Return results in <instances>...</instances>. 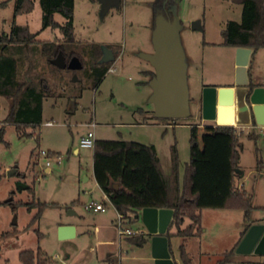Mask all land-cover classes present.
<instances>
[{
	"label": "rangeland",
	"instance_id": "1",
	"mask_svg": "<svg viewBox=\"0 0 264 264\" xmlns=\"http://www.w3.org/2000/svg\"><path fill=\"white\" fill-rule=\"evenodd\" d=\"M32 1L29 12L14 14L15 0L0 7V32H9L14 20L20 25L27 24L36 33L39 50L25 53L27 61L21 79L33 80L35 85L41 84L48 91L42 101V122L23 126L22 135L14 123L5 119L9 104L0 96V264H23L19 252L37 248L43 252L45 261L41 264H120L107 257L110 249L96 243L91 231L94 225L110 230L116 213L110 200L103 198L95 180L93 148L80 147V137L92 130L97 139L153 144L162 172L174 175L180 189L186 165L195 161L210 139L206 132L197 131L202 118L201 86L209 73L223 71L232 63V48L220 42L227 21H240L242 5L231 0H168L169 8L180 19L190 113L188 117L172 119L154 116V105L149 100L152 75L143 73L153 70L141 53L152 51L154 0H120L119 6L109 7L103 16L99 13L98 0H73L74 34L76 45L82 50L78 52L83 58V67L91 62L89 53L92 58L101 57L102 45H109L116 54L110 62L115 70L107 71L99 82L83 79L82 68L76 71L58 68L41 54V43L60 40L62 33L59 28H42L39 0ZM54 18L59 23L64 21L58 12ZM193 21H198L202 29L192 28ZM74 73L77 81H72ZM47 120L52 124H46ZM91 122L95 123L94 127L89 125ZM260 138L264 135L260 134ZM239 140L243 144L240 164L245 174L236 175L235 179L244 183V190L252 198L251 215L264 222V146L259 144L261 148L257 150L255 141L244 133L239 135ZM42 150L50 154L42 155ZM258 161H261L259 167ZM45 167L49 170L45 171ZM11 169L15 172L8 175ZM18 181L27 187L19 189ZM32 200L53 201L58 205L45 206L39 218L28 226L37 208L28 211L23 203ZM90 200L104 202V210H87L84 205ZM17 201L22 203L12 208V203ZM66 204H71V209ZM202 214V231L187 244L194 263L202 262L204 252L220 259L230 248L237 233L235 228L242 229L241 209H203ZM14 217L16 223H13ZM129 218L123 224L125 228L145 230L140 209ZM72 222L78 225V233L59 238V223ZM179 244V237L172 238V251L178 253ZM135 248L121 249V252L118 249L113 255L122 264H153L150 250L140 249L138 245ZM233 254L239 259L250 258L247 254H236L235 249ZM256 255L255 259L264 264V254L261 258Z\"/></svg>",
	"mask_w": 264,
	"mask_h": 264
},
{
	"label": "trees",
	"instance_id": "2",
	"mask_svg": "<svg viewBox=\"0 0 264 264\" xmlns=\"http://www.w3.org/2000/svg\"><path fill=\"white\" fill-rule=\"evenodd\" d=\"M8 1L0 2V7H4ZM231 1L242 5L241 19L227 21L220 44L249 47L253 50L264 47L263 0ZM15 3L14 14L29 12L33 8L32 0H15ZM39 4L42 28H59L62 33L60 40L43 41L41 54L46 56L48 62L59 50L66 61L77 57L82 64L81 77L99 82L108 71L110 62L99 63V56L92 58L89 53L91 62L88 67H83V58L78 52L82 50L76 45L74 34L73 0H39ZM55 12L64 17L62 23L54 18ZM152 12L153 25L157 14H163L168 20L175 14L169 8L168 0H154ZM35 36L36 33L31 32L27 24L20 25L14 20L10 24L9 32H0V96L6 98L9 104L5 119L15 124L19 135L23 134V126H36L42 122V101L48 92L41 84L35 85L33 80L21 79L27 61L25 53L39 50L37 44L40 42ZM143 73L153 75V70H145ZM71 87L74 88L72 85ZM68 91L72 92L71 89ZM240 147L241 142L233 126H217L195 161L186 165L180 189L175 183L174 175L168 176L162 172L154 145L136 140L95 139L92 170L98 186L125 218L137 213L142 207H165L173 210L172 219L165 232L172 256L170 238L199 235L202 231L203 209H241L243 219L250 221L254 208L251 196L234 185L235 168H239ZM32 154L33 152L31 156ZM115 182L118 183L117 188L113 186ZM18 203L22 202H13L12 208L15 209ZM23 204L28 211L37 208L28 226L39 218L45 206L58 205L55 202L34 200ZM186 220L188 223L184 224ZM249 225L245 226V230ZM171 227L174 231H170ZM147 239L143 234H136L131 237V242L141 246ZM178 249L181 262L191 264L184 245L179 244ZM233 253V248L227 250L218 263L231 261ZM18 255L23 264H34L35 261L41 264L45 261L40 248L24 249Z\"/></svg>",
	"mask_w": 264,
	"mask_h": 264
},
{
	"label": "water",
	"instance_id": "3",
	"mask_svg": "<svg viewBox=\"0 0 264 264\" xmlns=\"http://www.w3.org/2000/svg\"><path fill=\"white\" fill-rule=\"evenodd\" d=\"M98 2L100 16H103L109 7L119 6L120 0H98ZM180 26V19L176 14L171 20L163 14H157L152 29V51L141 53V57L149 61L153 68V75L149 80L152 89L149 100L154 105L153 114L158 118L176 119L188 117L190 114L186 61L179 36ZM192 28L202 29L198 21L192 22ZM101 51L99 63H108L115 59V52L107 45H102ZM250 53L249 47H236L234 85L203 86L202 119L216 120L218 124L230 125L233 123L234 105H237L240 112L251 114L256 124H264V86L257 83L246 71ZM49 62L58 68H68L72 71L82 67L77 57L66 61L61 50ZM77 79L74 73L72 81ZM13 172L15 169L9 170L7 174ZM235 172L239 173L241 170L235 168ZM16 184L19 189L27 187L19 181ZM113 186L117 188L118 183H113ZM172 214L173 210L165 207L140 209V218L150 239L153 264H178L169 252L168 239L165 235ZM13 223H16L15 217ZM73 232V225H61L58 228L59 238L71 237ZM235 252L264 254V222H254L247 227L235 247Z\"/></svg>",
	"mask_w": 264,
	"mask_h": 264
},
{
	"label": "crops",
	"instance_id": "4",
	"mask_svg": "<svg viewBox=\"0 0 264 264\" xmlns=\"http://www.w3.org/2000/svg\"><path fill=\"white\" fill-rule=\"evenodd\" d=\"M263 5H264V0H263ZM231 48H232V63L227 65L226 67H224L223 71L221 69H218L217 71H213L212 73H209V75L207 74L208 77L205 78V82L203 81V84H202L201 88L203 86H205V85H214V86H217V87L234 85L233 81H234V73H235V50H236V47H231ZM246 71H247V74L251 75L253 77V79L257 83H260L261 85L264 86V47L258 48L256 50H253L251 48V53L249 55L248 63H247V66H246ZM201 90L202 89H200V98H199L200 109H201ZM236 109H238V110H236ZM234 111H235V113H234V117H233V123L230 124V125L235 128V132L237 133L238 138H239L240 134L244 133L247 136V138H250V139L252 138L255 141V145L257 146L256 147L257 150L261 148V146H259V144L264 146V138L261 139L260 138V134L258 133L257 129L255 127H253V125H255L256 123H255L252 115L248 114V113L243 114L242 112H240V110H239L237 105H234ZM242 118H244L245 120H242ZM47 121H49V120H47ZM48 125H50V124H48ZM217 126H221V124H218L216 120H206V119H202L201 118V121L199 122V124L197 126V131H198V133L206 132L211 137L212 132L214 131V129ZM249 134H251V135H249ZM95 139H97V138H95ZM80 147H82V146H80ZM242 147H243V144L241 143L240 150H241ZM240 150H239L238 165H239V169L241 170V172L236 173V175H238L239 177H241L242 175L245 174V170H243L241 168V164H240V159H241ZM77 151H79V148L76 147L75 148V152H77ZM156 156H157V152H156ZM157 158H158V156H157ZM260 162L259 161L256 162V166H258V167L261 166ZM258 169H260V168H258ZM48 170H49V168L45 167V171H48ZM234 185L236 187H239V188L244 190V183L243 182L242 183L237 182L235 177H234ZM101 192H102L103 198L106 199V194L102 190H101ZM251 200H252V198H251ZM71 206H72L71 204H66V207L69 208V209H71ZM114 209H115V207H114ZM202 211L203 210H201V223L203 221ZM70 213H74V211L70 210ZM115 213H116V216H117V210L116 209H115ZM136 215H135V217H136ZM116 216L114 218V221H112V223H113L112 227H109L110 230H102L97 225H94V227H91L92 229L91 228L90 229L92 231V234L94 235L95 242L96 243H102L101 244L102 246H106L107 247L106 249H110L108 251L107 257L111 256L113 258V261H115V262L119 261V263L122 264L121 263V259L119 257H115L114 255L117 253L118 249L120 250V252H121V249H136L135 248V244L131 242V237L133 235H136V234L119 236L117 234L116 227H115ZM129 220H131V218H125L124 222H127ZM254 222H263V219L262 218H258V216H252V215L250 217V221H245L244 219H242V224H241L242 225V229L235 228L237 230V233L233 237V239H232V241L230 243V246H229L230 248L229 249H232V248L235 249L236 245L238 244V242L240 241V239L242 238L243 234L246 231L245 230V226L247 224H251V223H254ZM67 223H71V222H67ZM61 225H73V227H74L73 236H75L78 233V225L76 223H73V224L59 223V226H61ZM201 226H202V224H201ZM172 229H173L172 231H174L173 227H172ZM141 231H142V234L145 237H147L148 239H147V241L145 243H143L140 246V249H148V250H150L151 248H150L149 236L146 234L145 230L141 229ZM199 235H193V236L186 237V238L179 237L180 244L184 245L185 251L187 252V254H188L189 258H190L191 264H218L217 261L219 260V258H217V259L211 258V256L207 255V254H210L209 252H204L203 253L202 262H199V263H194L193 262L192 252H191V250H189L187 248V244H188V240L189 239H191L193 237H197ZM73 236H71V237H73ZM174 237H171L170 240H169L170 247H171V239L174 238ZM68 238H70V237H68ZM236 254H238V253H236ZM255 254L256 253L247 254V256L250 257V258H246V260L239 259L237 256H233V259L231 261H228V262H225V263H222V264H262L257 259H255L256 258V257H254ZM256 256L261 258L260 257L261 254H257ZM172 258L178 264H183L181 262V260H180L179 252L175 253L174 251H172Z\"/></svg>",
	"mask_w": 264,
	"mask_h": 264
},
{
	"label": "built area",
	"instance_id": "5",
	"mask_svg": "<svg viewBox=\"0 0 264 264\" xmlns=\"http://www.w3.org/2000/svg\"><path fill=\"white\" fill-rule=\"evenodd\" d=\"M114 70H115V67L110 65L108 68V71H114ZM46 124H52V122L47 121ZM89 125L94 127L95 123L91 122ZM253 127H255L257 129L259 134L264 135V124H255V125H253ZM94 142H95L94 132L92 130H88L84 136L80 137L79 145L82 147L93 148ZM40 153L42 155L47 156V152H45L43 150ZM46 164L47 165L49 164L48 160L46 161ZM106 199L109 201V198L107 196H106ZM84 206L87 210H91V211H95V212L103 211L105 208L104 202H99L96 200H90L89 202L85 203ZM124 219H125V217L117 211V216H116V220H115V227H116L117 234L119 236L131 235V234H142L141 230H131V229L125 228L123 226V224L125 223Z\"/></svg>",
	"mask_w": 264,
	"mask_h": 264
}]
</instances>
